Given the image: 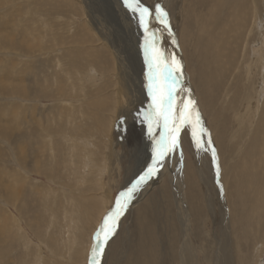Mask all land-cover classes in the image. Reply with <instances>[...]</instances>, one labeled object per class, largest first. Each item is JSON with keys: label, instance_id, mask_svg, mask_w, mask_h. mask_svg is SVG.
I'll return each instance as SVG.
<instances>
[{"label": "rangeland", "instance_id": "obj_1", "mask_svg": "<svg viewBox=\"0 0 264 264\" xmlns=\"http://www.w3.org/2000/svg\"><path fill=\"white\" fill-rule=\"evenodd\" d=\"M156 1L157 0H142L146 6L153 7L156 4ZM246 1L247 3H249V1L254 2L249 8L251 19L255 16L253 21L254 26L250 25L252 22L251 19L249 20L250 24L248 23V26H252L254 29L253 37L248 38L249 45H252L255 44L254 41L260 36L258 29H260L261 21L264 22V0ZM207 2V0H172L170 14L172 15V18L177 17L178 21L177 24L174 25V20L171 18V21L169 22L171 28H173L172 30H175V37L178 38L177 44L181 43L180 39H182V34L186 25V29H189L188 34L191 33L189 36H193L194 34L196 37L197 35H200L205 38V30L202 25L206 28L207 24H205L204 21L207 17H210V14H208V6H205ZM117 3L121 6V9L123 8L124 13H126L125 15L127 16H124L125 19L123 18V20H118L120 23H123L122 27L117 21V17L110 16L106 9L102 10L101 8H98L95 1L93 3V0H0V125L7 128L11 127L12 131H14V141L11 142H20L24 152L27 150V144L32 146L34 150H37L41 145L34 141V136L37 129L36 123L41 119V115H48L53 117L54 120L63 116L62 120H64L65 125L67 124L68 119L75 120L72 124L73 126L76 121L77 124H82L83 127L80 128L81 132L75 135L77 142L79 138L83 137V135H86V137L89 136V134L94 135L93 138L89 139V143H93H90L91 146H88L84 151L86 156L84 155V158H78V161L80 160L81 162L79 161L78 163L77 161V164L75 163V165L70 167L69 170L63 169L64 172L62 173V176H60L63 183L60 185L59 182H57L56 185L54 181H51L49 177L46 178L43 174H40V172L35 170L32 171L30 166L26 167L23 164L20 166L18 164L19 153L17 147L16 150L13 149V146L11 147V144L0 136V183L10 187L16 184L17 187L23 189V192L19 193L20 197L21 195H25L24 213L22 217L19 211L21 203L18 201V205L15 206L12 204L13 200L8 201L7 196L0 193V224L3 223L1 222L2 220L4 221V224H7L6 227L8 232L6 230L5 236H7V233L11 235L12 230L15 235V239L13 238V235H11L12 238H7V244H13V252L11 256H7V259L9 260L10 257L14 258V260H10V264H35L38 254H42V252L36 248L37 245L43 249L45 261L47 257H56L54 251L50 249L52 244L49 239L50 237H52V239L55 238L54 240L51 239L55 244L63 232L66 233V237L62 246L66 249L68 255L65 257V260L62 256L60 262L64 264L66 261L69 264H88L92 237L97 229L96 221L99 218L98 216L104 209H107L106 211H108L114 205L118 193L123 191L127 186L126 184L133 181L134 178H132V172L134 169L131 168L130 165L135 161L134 158L137 156L136 152L138 151L142 156V162L145 164L142 171L146 170L147 166L151 163L152 141L149 138L143 142V145L138 142L134 147H132L125 138L127 130L132 131L133 122L135 120L143 121L142 113L148 110L151 98L148 95V89L146 86V73L148 67L145 64L144 52L141 57L144 70H142V72H137L139 69L138 67H135V69L131 68V62L129 61L130 49L128 52V46H126V43H130L132 46L137 44L142 52L143 50L140 47L142 43L141 31L138 29L137 23L132 18L131 14L124 8L122 0H118ZM201 3L203 4L201 5ZM187 13L189 14V18H187ZM225 16L223 17V20ZM199 19L202 21L200 22ZM125 23L130 25L131 31L133 30L131 34V36H133H130L131 40L128 39L129 33H127ZM45 24H48V26ZM153 24V27H155V20H153ZM117 30H120L121 33ZM216 34H218V31ZM37 35L39 36L42 50L36 60L32 58L33 53L30 56L29 54H25V51L12 49L13 46H11V40L13 42L16 40L18 43L23 41L27 42L32 38L38 37ZM60 35L68 39L63 40L64 42L55 40V36L60 37ZM124 35H126V43ZM72 39L79 42L77 44L70 43L69 45V41H72ZM188 41L190 40L185 39L188 47L187 49L191 50ZM30 43L32 44V42ZM249 45L247 48H243L241 51L242 53H239L237 56V58H240L239 65L241 66H239L238 75L236 77L237 83L234 84V86L232 79L230 83H226V88L228 89V87L232 86L237 93L240 86L245 82L246 90L241 94L242 96L240 95V99L242 101L243 98H245L244 95L249 93L247 96H249V99L256 104L258 98V96H256L258 92L257 87L261 85V78H263L264 75L263 71L259 72V65L256 67L257 71L255 72V79H253L254 74H250L247 78L244 73L246 66L252 63V59H254ZM70 48L76 49L75 51H79L81 54L82 52L84 53L81 60H74L78 66L76 70L68 66L65 67L67 64L70 65V59L66 62L62 59L67 55V51L70 50ZM88 50H91L92 52L89 51V53L92 54H89ZM85 52L87 53L85 54ZM94 52H97L98 54ZM256 52L259 56L261 55L260 57L264 56V49L262 47L257 49ZM182 53L185 57L186 53L184 54L183 50ZM118 58H120V60H118ZM191 59L192 58L190 57V60ZM190 60L187 61V73L192 76L190 72L191 70L188 68V65L189 67L191 65L193 66ZM57 61H61L60 63L63 67H61ZM37 64H40L41 69L43 70V75L41 77H39L36 71L32 70ZM50 64H52L53 67L49 68L48 66ZM56 64L58 66L55 67ZM127 67H129V69L126 70L125 68ZM45 68L47 69L46 72L44 71ZM120 68L122 69V72L125 71V74L122 72L119 73ZM66 70L73 71L70 74L69 78H71L68 81L65 75ZM95 70L103 72V84L101 83L98 85V78L95 81L96 83L88 81L89 78H94L97 75ZM223 71L226 76L229 77L232 74L233 69L230 72L225 69H223ZM55 72L59 74H57L59 77L55 75ZM133 72H136V74L139 75H136L135 73L133 74ZM45 75L48 77L46 78L47 82ZM83 77L85 78L83 79ZM119 78L122 79V83L120 84L123 86H129L130 84L131 89L136 92L138 97H142V99L137 102L123 101V103H121L122 105L119 106V108H121L118 112L120 115L118 114L115 116L116 122L114 121L115 126L113 125L114 128L111 132V134L114 132L112 137L105 133L102 137L103 139H101V136L99 137L96 134L97 126L92 127L89 119L85 118L88 110L87 103L89 104L88 101H92L91 99H93L94 102L99 100V94L96 95V91L98 86L102 87V85H108L110 87L105 94L114 99ZM59 83L61 86L66 87L65 90L70 88V85H73L75 88L74 95L70 92H66L69 94L66 97L58 94L57 86ZM24 86L27 88V96L23 95V92L21 91V93L18 89ZM235 92L234 94H229L228 102L233 105L232 109L238 112L243 105L242 102L238 103L240 99H235L237 97L235 96ZM262 96L264 97V94ZM263 97H261V105L264 102ZM224 100L225 95L221 98L220 104L223 103ZM66 112L68 114H65ZM120 112H122V114ZM130 112L133 114H129ZM228 113L226 116L228 118L226 120L228 121L227 124L233 125L235 122L233 111L228 110ZM106 115H109V113H106ZM254 117L256 123L252 128V136H254L253 131L257 127L256 124L259 115ZM59 119L57 120L59 121ZM121 120H123L124 123L123 128L120 125ZM53 124L55 127L53 125L50 126L52 130L54 128V130H56V126L58 127L59 125H57V123ZM86 125L88 126L86 127ZM237 125L238 123L236 126ZM46 126L47 131H45L43 135L46 136V133L49 132L47 134L50 136L44 140L50 144L53 141L52 144H56L55 140H57L59 141V145L60 143L62 144L61 138L58 137L60 129L56 130L57 133L53 132L52 134V130L48 129V125ZM63 129L71 130L72 133L74 132L70 125L64 126ZM155 131L158 133L160 130L155 129ZM25 135L31 136L32 140L29 141L31 144L28 142V139H24ZM185 135L188 142L192 144L188 129H185ZM248 143H250V141H248ZM109 148L114 151L113 154L115 156H110L112 150L109 152ZM183 148L188 157L193 158V153L190 150L188 151L185 144L183 145ZM57 149L60 150V146H58ZM29 157L28 162H33L34 160L37 161V157H39V160L41 159L39 154H37L36 157V153L32 154L31 152ZM83 159L86 160V162ZM83 161L88 165L94 163L93 165L95 167L93 168V165H91V167H89V172L87 171L88 173L80 172L76 167H79ZM104 162L106 163L105 165H103ZM94 169L96 172H94ZM97 170L99 174H96ZM71 171H74L76 175ZM76 171L79 172V174ZM100 175L101 179L99 178ZM12 176H14L17 181H15ZM79 176H83L85 180H82L83 178H79ZM163 179V181L161 179L162 183L160 181L158 183L159 185L152 189L134 210L129 211L125 215L126 217L122 221L117 237L112 239L107 246V250L102 258V264H134L133 261L136 257V248L134 246L139 238V231H137L136 224L142 215L149 217L150 209L148 203L151 202V198L153 196L157 197L159 189L161 190L170 185L167 176L166 178L164 176ZM83 182L84 184H82ZM100 183L102 184L103 189H99ZM139 212H141V215ZM195 214L199 216H196V218H200L201 216L200 220L202 219V222H200L199 227L196 228L197 224L194 227V229L196 228V239L193 241L192 249L197 252V258L194 260L195 262L197 261L196 264H215L214 259L218 249L216 240L220 236V229L215 226L212 217H209L208 214H205V216L203 212H201V214L195 212ZM104 215L102 217H104ZM66 218L70 219L73 223L76 222L75 228H77L76 233L79 237L78 242L80 243H78L79 246L75 250H72V245L67 246L65 244L66 238L73 228L70 223L65 225V222H67ZM259 219L260 217L258 216L253 217V219L250 218V220L246 218L244 224L239 227L234 226L231 228L233 231L229 230L231 232L230 235L232 236L230 244L232 247L231 257L234 264H264V217H261L262 222ZM229 223L231 226L230 220ZM258 223L261 225L259 226ZM38 237L44 241V244L39 242ZM260 248H262L263 251ZM199 251L202 253L200 254ZM258 251L261 252L262 257L259 255L260 253ZM65 253L66 252H64V254ZM260 259L261 261H259ZM0 264H3L1 260Z\"/></svg>", "mask_w": 264, "mask_h": 264}, {"label": "bare ground", "instance_id": "obj_2", "mask_svg": "<svg viewBox=\"0 0 264 264\" xmlns=\"http://www.w3.org/2000/svg\"><path fill=\"white\" fill-rule=\"evenodd\" d=\"M94 1L96 3V6H98V8H101L102 10L106 9L110 16L117 17L118 18V19L116 18L117 21L123 20L124 16L127 17L125 15L126 13H124L123 8L121 9V6L117 3L118 0H93V3ZM207 1L208 2L205 6L206 7L208 6V10H209L208 14H210V17H207V19L204 21V23L207 24L206 28H204V25L201 24L203 26V29L205 30L204 31L205 38H203L200 35H197L196 37L194 34L193 36L191 35L189 36V34L191 33L188 34L189 29L188 30L186 29L187 26L186 25L184 28L185 30L182 34V39H180L181 43L177 44L178 38L175 37L176 36L175 30L174 31L172 30L176 43H173V38L169 37L167 32H164L163 39L160 40L158 47L161 48L167 54H175L176 58L182 61L183 75L180 77V84L178 85V87L182 86L183 88L190 90L191 98H193L196 102V108L203 121V126L208 130V134H210L212 147H214L216 150L218 163L221 170L219 176V183H217L215 167L212 164L211 149L209 148L207 151L198 152L195 145L193 143L190 144V142H188V139L185 135V129H188L190 138H191L190 135L191 130L186 126L181 131L182 157L180 152H177L175 154H171L167 158V163L165 164L164 168L161 169L160 173L156 177L151 179L139 191V193L136 195V198L132 201L128 210L120 220L118 230L122 224V221L126 217L125 215L129 211L134 210L136 206L140 204L142 199L145 196H147L152 189L156 188L159 185L158 183L161 181V179L162 181L164 180L163 179L164 176L165 178L166 176L168 177V181L170 185L166 186L161 190L159 189V193L157 197L153 196L151 198V202L148 203L150 209L149 217L142 215L140 220L136 224L137 231H139V236H138L139 238L134 246L136 248L135 249L136 257L135 260L133 261L134 264H196L197 261L195 262L194 259L197 258L196 257L197 252L193 251L192 244L193 241L196 239V228L199 227V224L200 222H202V219L200 220L201 216L200 218H196V216L198 215H196L195 212L197 214L198 213L201 214V212H203L204 216L205 214L206 215L208 214L209 217H212L215 226L220 229V236L218 235L219 237L216 240V245L218 246V249L216 251V255L214 259L215 264H234V261L231 257L232 247L230 244V239L232 238V236L230 235L231 232L229 230H232L231 228H233L234 226L239 227L242 224H244L246 218L250 220V218L253 219V217L258 216L260 217L259 220L262 222L261 217H264V102L262 103V105L260 104L261 97H263L262 95L264 94V88H263L264 76L263 78H261L262 81L261 85L257 87L258 92L256 96H258V98L256 104H254L251 101V99H249V96H247L249 93H246V95H244L245 98H243V100L241 101L240 99L242 96L241 94H243L246 90L245 89L246 84H244L245 82H243L242 86H240L237 93L234 91L235 89L232 86L228 87V89L226 88L227 87L226 83L228 82L230 83L232 79H233V85L237 83L236 77L238 75V70L240 66L239 65L240 58H237V56L239 53H242L241 51L243 48H247V46L249 45L248 38L249 37L252 38L254 35L253 27L248 26V23L250 24L249 20L251 19V12L249 11L250 10L249 8L251 4L252 5L254 4V2L249 1V3H247L246 0H207ZM171 2L172 0L156 1V3H160L169 13V21H171L172 18V15L170 14ZM202 4L203 3H201V5ZM224 16L225 18L223 20ZM254 17L251 19L252 22L250 25H253ZM187 18H189V14ZM172 19L174 20V25L177 24L178 21L177 17H173ZM201 21L202 20H200V22ZM127 23H125V27L127 28V33H129L128 39H130L133 30L131 31V27L129 24L127 25ZM120 25L122 27L123 23H120ZM46 26H48V24ZM154 28L157 29L161 28V25L158 22H156V26ZM258 30L260 35L259 38L254 41L255 44L249 45L254 59H252L253 60L252 63L248 64L246 66V70H244V73L246 74L247 78L250 74L251 75L254 74L253 79L256 78L255 72L257 71L256 67L258 65L260 66L259 72L263 71V75H264V56L260 57L261 55L259 56V54L256 52V50L261 47L264 49L263 21H261L260 29ZM117 31L120 32V30ZM217 31L218 34H216ZM125 36L126 35H124V38ZM96 37L98 38L97 35ZM67 39L68 38L62 37L61 35L60 37L55 36V40H60L62 42H64L63 40H67ZM185 39L190 40L188 41V43L190 44L191 50L187 49L188 47L186 45ZM126 41L127 39L125 38V43ZM30 42H32V44ZM78 42L79 41H74V39H72V41H69V45L70 43L77 44ZM83 42H87V41H83ZM10 43L11 46L14 47V48L12 47V49L14 50L19 49L25 51L26 52L25 54H29L30 56L33 53L32 58H34V60L38 58V55L42 50V45H40L39 36L36 38H32L30 41L27 42L23 41L18 43V41L16 40H14V42L11 40ZM130 45H131L130 43H126V46H128L127 51L129 52L130 49L129 61L131 62V66H132L131 68L135 69V67L136 68L138 67L139 69L137 70V72L140 71L142 72V70H144L142 67L143 61L141 60L143 51L142 52L140 51L139 46L137 44L133 46ZM75 50L76 49L74 48H70V50L67 51V55H65V57L62 59L64 60V62H66L67 60L69 61L70 59L69 61L70 65L67 64L65 65V67L68 66L76 70L78 66L76 65L74 60H81L84 56L83 55L84 53L82 52L81 54L79 51H75ZM182 50L184 51V54L186 53L185 57L182 53ZM89 51L92 52L91 50H88V53ZM86 53L87 52H85V54ZM94 53L98 54L97 52ZM190 57L192 58L191 60ZM118 60H120V58H118ZM188 60H190L193 64V66L191 65L190 67L188 65V68H190L191 70L190 72L192 76H190L187 73ZM250 60H251V56H250ZM57 62L61 67H63L62 64L60 63L61 61L60 62L57 61ZM39 65L37 64V66H34L32 70L36 71L39 77H41L43 75V70L41 69V65L40 66ZM56 66L58 65L56 64L55 67ZM48 67L51 68L53 67V65L50 64ZM97 67H98V63H97ZM46 68L44 70L45 72L47 70ZM125 69L126 70L129 69V67ZM223 69H225L228 72H230L233 69V72L229 77H227ZM72 72H73L72 70L65 71L67 81L70 80L71 77L69 78V76ZM95 72L97 73V75L94 78H89L88 81L95 82L98 78V85H100L103 81L102 79L103 72L100 71L101 72L100 73L99 70H95ZM121 72L122 69L120 68L119 73ZM122 73L125 74V71H123ZM134 73L136 74V72H133V74ZM57 74L58 73L55 72V75ZM46 78H48L47 75H45V79ZM84 78L85 77H83V79ZM120 83H122L121 78H119V81L117 83L118 86H117V90L115 91L116 94L114 99L110 98L108 95L106 96L105 94V92L110 87L108 85H102V87L98 86V89L96 91L97 93L96 95L99 94V100L94 102L93 99H91L92 101H88L89 104L87 103L88 110L85 118L89 119V121L92 124V127L97 126L96 134L99 137L101 136V139H103L102 137L105 135V133L107 135H111L112 137V134L114 132L112 134L111 132L113 131V128L115 126L114 125L115 116L119 114L118 112L121 109L119 108V106L122 105L121 103H123V101L127 100L128 102H133V101L137 102L140 99H142V97L141 98L138 97L136 92L133 89H131L130 84L129 86H123ZM18 89L20 90V92L21 91L23 92V93L21 92L23 95H26L27 88L25 86ZM65 89L66 87L61 86L59 83V85L57 86L58 94L66 97L69 95L66 92H70L72 95H74L75 88L73 87V85H70V88H68L67 90ZM234 92H235V96H237L235 99H240L238 103L242 102L243 105L241 110H239L238 112H236V110H233L232 109L233 105L229 104L230 102H228L229 94H234ZM180 95L184 96V93L182 92ZM223 95H225V100L223 103L220 104V100L223 97ZM177 102H179V97ZM228 110L233 111V115L235 116L234 119L235 122L233 123V125L227 124L228 121L226 120L228 118L226 116ZM132 112H130L129 114H131ZM106 113H109V115H106ZM120 113L122 114V112ZM65 114L68 113L66 112ZM257 115H259L258 122L256 124L257 127L253 131L254 136H252L251 135L252 128L253 125L256 123L254 116ZM62 118L63 116L58 117L57 118L59 119L58 121L57 119L54 120L53 117H50L48 115L46 116L41 115V119L39 120L38 123H36L37 129L40 131L36 129L34 136V141L40 143L41 146L37 150H34L32 146L27 144L26 152H24V149L22 148V144L20 142H15V143L11 142L14 141V136H13L14 131H12V128L2 127L0 125V136H2L4 139H6L9 142L11 144V147L13 146V149L16 150L17 147V151L19 153L18 164L20 166L21 164H23L26 167L30 166L32 171L35 170L37 172H40V174H43L46 178L49 177L51 181L55 182V184L59 182V185L63 183V180L61 181V177H60L64 172L63 169L69 170L70 167H73L75 165V163L78 161V158L80 159L86 156L84 151L87 149L88 146H91L90 143H93V142L89 143V139L94 137L93 134H89V136L87 137L86 135H83V137L79 138L77 142L75 135L81 132L80 128H82L83 125L77 124L76 121L73 126L72 124L75 120L73 121L69 119L67 120V124L65 125L64 120H62ZM53 123H57V125H59L58 127L56 126V130L60 129V132L58 133V137H60L62 141V144L60 143V145H59V141L57 140H55L56 144L55 143L52 144L54 141L50 144L44 140L45 138L47 139L50 136L47 134L49 132L46 133V136L43 135V133L47 131L46 125L49 126L48 129L52 130L50 125L54 126ZM133 123L134 124L132 127V131L127 130V133L125 134V138L128 140L129 144L132 147L138 144V142L139 144L143 145V142L149 138L147 131V123L143 122L142 120L140 121L135 120ZM237 123L238 125L236 126ZM68 125L72 126V130L74 131L73 132L74 134L72 133L71 130L63 129L64 126H68ZM120 125L122 128L124 127V123H120ZM87 126L88 125H86V127ZM54 129L52 130V134L53 132H56V130ZM24 139L25 140L28 139V142L32 140L30 135L29 136L25 135ZM207 139L208 136H205V140ZM183 141L188 151L190 150L193 153V158L191 157L189 158L187 153H185L183 148L184 145ZM248 141H250V143H248ZM58 146H60V150H58L59 148L57 149ZM108 150L109 152H111L112 149L109 148ZM30 152L32 154L36 153V157L37 154H39L41 159L39 160V157H37V161L34 160L33 162H28L30 158L29 157ZM113 153L114 151L112 150L110 156H115ZM136 154L137 156L136 158H134L135 161H133L132 164L130 165V167L134 169V171L132 172L133 175L132 178L134 179L138 178V176L142 174L143 172L142 168L145 166V164L142 162V156L138 153V151L136 152ZM84 161L86 162V160ZM83 162L82 164H80L79 167L77 166L76 168H78L80 172L82 171L83 173L87 171L89 172V167H91V165H93L94 163L88 165L85 164V162L84 163ZM105 164L106 163L104 162L103 165ZM94 167L95 166L93 165V168ZM23 169L26 170L25 168ZM71 172L75 173L74 171ZM94 172H96L95 169ZM77 173L79 174V172ZM96 174H99L98 170ZM80 177L83 178V176H79V178ZM12 178L15 181H17L14 178V176H12ZM99 178L101 179V175ZM134 179L130 183L127 182L128 184H126L127 186L123 190L129 187L131 183L135 181ZM82 180L85 179L83 178ZM82 184H84V182ZM99 186H100L99 189L101 188L103 189L101 183L99 184ZM22 192L23 189L17 187L16 184L10 187L8 185H2L0 183V193L6 195L8 201L13 200L12 204H14L15 206L18 205L17 204L18 201L21 203L19 207V211L21 216L23 217L25 195H21L20 197L19 194ZM106 210L107 209H104L101 212V214L98 216L99 218L96 221V228L99 226L103 218L102 216L107 213ZM139 214L141 215V212H139ZM66 220L67 222H65V225L67 223H70V225L73 228L70 234L67 236L65 244L67 246L72 245L71 246L72 250H75L79 246L78 243H80L78 242L79 237L76 233L77 228H75L76 222L73 223L71 222L70 219L67 218ZM229 220L231 222V226L229 225L230 224ZM1 222L3 223L0 224V260L3 262V264H10V260H14V258L10 257L9 260L7 259V256H11L13 252L12 250L13 244H7V238H12L11 235H13V238L15 239V235L12 230L11 235L7 233V236H5L7 230L6 227L7 224H4L3 220ZM196 224L197 226L194 229ZM118 233L119 232L117 231V234ZM65 234L66 233L63 232V234L55 244L54 241H52L55 238L52 239V237H50L49 240L50 243L52 244L50 246V249L54 251V255L56 257H47L46 261H45V257L43 256V249L39 247V245H37L36 248L39 249L42 252V254L39 253L38 258L37 259L35 258L36 259L35 264H47V263L64 264L60 262V259L63 256V259L65 260L66 259L65 257L68 255L66 249H64L62 246L63 241L66 237ZM117 234L112 239L116 238ZM39 242L44 244V241L40 238H39ZM260 249L262 250V248ZM64 252L66 253L64 254ZM259 253H260L259 255H261V252ZM261 259L259 261H261ZM65 264H69V263H67L66 261Z\"/></svg>", "mask_w": 264, "mask_h": 264}, {"label": "snow or ice", "instance_id": "obj_3", "mask_svg": "<svg viewBox=\"0 0 264 264\" xmlns=\"http://www.w3.org/2000/svg\"><path fill=\"white\" fill-rule=\"evenodd\" d=\"M122 2L142 34L140 47L148 67L146 86L151 98L148 110L142 113V117L143 122L147 123L149 139L152 141V157L146 170L129 187L118 193L114 205L102 218L92 238L88 264H102L105 250L117 234L121 218L139 191L164 168L167 158L177 152H180L182 157L181 131L186 126L191 130V140L197 151L211 149L217 183L221 171L210 134L203 126L190 90L182 86L178 87L180 77L183 75L182 61L176 58L175 54H167L158 47L164 32H167L168 36L173 38V43H176L169 22V13L160 3H156L153 7L146 6L142 0H122ZM153 20L158 22L161 28H154ZM182 92L184 96L180 95ZM178 97L179 102H177ZM155 129L160 131L157 133ZM205 136H208L207 140Z\"/></svg>", "mask_w": 264, "mask_h": 264}]
</instances>
